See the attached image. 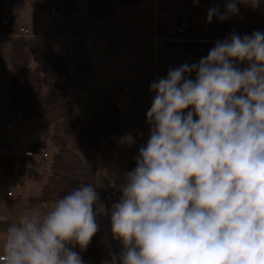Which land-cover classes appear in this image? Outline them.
<instances>
[{
  "label": "clouds",
  "instance_id": "clouds-1",
  "mask_svg": "<svg viewBox=\"0 0 264 264\" xmlns=\"http://www.w3.org/2000/svg\"><path fill=\"white\" fill-rule=\"evenodd\" d=\"M241 4L264 0H226L207 22ZM150 91L136 166L120 184L109 179L118 202L108 209L81 182L51 210L30 207L6 229L0 264H85L75 249H87L101 214L121 245L107 264H264V31L232 32Z\"/></svg>",
  "mask_w": 264,
  "mask_h": 264
},
{
  "label": "rangeland",
  "instance_id": "rangeland-1",
  "mask_svg": "<svg viewBox=\"0 0 264 264\" xmlns=\"http://www.w3.org/2000/svg\"><path fill=\"white\" fill-rule=\"evenodd\" d=\"M92 2H97L100 6L106 5L108 7L104 16L98 18V20L89 16L88 8L90 3ZM225 3L226 0H212L211 4L204 9L195 10L189 7L187 0H142L137 6H126L122 2H112L107 4L106 0H40V3L38 5L29 0H3L0 3V23L6 20H13L14 22L18 23L21 28H27L30 35L43 37L46 39L49 37L63 39L67 44V47H69L72 44V40L65 39V36L69 35L71 37L73 31L76 28L81 31L82 29L80 25L82 23H86L87 21H89L90 23L101 24L111 19L118 20L123 10L129 9V11L131 10V16H140L142 17V20L147 16L149 18H157L158 16V22H155L151 29L150 27H143V29L149 30V36L152 35V39L149 42L153 43L154 47L160 41V44L162 46H165L166 42L168 41H174V32H176V29L180 27V25L177 23L178 17L182 19L183 23H186L188 28L192 27L195 30L193 39L194 41L200 42L202 44L212 43V45L214 46L218 40L226 39L228 36L218 38L211 32L209 27L210 24L219 23L222 21L214 17L212 22L208 23L207 12L209 8L213 6H219L221 11H223ZM53 7L57 8V14L53 13ZM69 7H72L73 11L69 14H64V9H68ZM229 21L232 32H235L240 36L249 34L247 31V26L264 28V4H262L261 7L256 10H253L250 7H245L241 4L239 5V14L229 18ZM142 23L144 24V22ZM157 23L159 24L157 25ZM29 34L28 36H30ZM42 35H45V37ZM17 37L22 38V32H0V64L3 69H5L7 65L5 56H9V48L11 45L9 41L10 39L12 41V39ZM185 39V41L177 42L179 44H182L190 40L187 38ZM47 40L50 41L52 47L58 48L57 42H55L56 40ZM8 43L9 48L7 49ZM142 51L143 53L141 51H136L134 53V58L149 60V55L152 52L146 46H143ZM176 52H180V54L177 58L173 59V61L175 62L173 66L168 63V69L178 68L180 67V65L185 63L189 65L195 63L193 57L184 49H182V47L177 48L175 53ZM162 54H158V56H161L158 58H160V60L163 59L164 61L165 57H163ZM126 60L128 61L132 59H124L121 65L123 68H125L124 64ZM8 66L11 71L9 61ZM245 66L246 65H241V67ZM141 70V77L145 79L143 84H145L146 82L150 84L151 68L143 66ZM5 71L6 70H4V77ZM0 73L2 76L3 73ZM167 73L168 72L163 73V75H159L158 78L166 77ZM133 76L137 77V73H134ZM191 78L195 79V73L191 74ZM0 82H3L2 77L0 78ZM143 93L144 91L142 90H136L132 94L138 95ZM132 98L138 99L137 101H133L138 104V109L136 110L137 115L131 114L129 112L126 113L125 116V128L128 131L129 139H127L123 143H121L120 141V143L117 144L118 146L116 145L118 148H116V150L114 151L113 149L116 146L99 154L87 148H82L78 151L80 157L85 162L93 163L97 166V191L100 195L101 202H103L108 209L111 208L113 203L118 202L119 196L121 195L119 191H116L115 189L109 187V179L116 178L117 184L123 182L124 172L131 171L135 168V158L139 154V148L142 145L146 144L149 138V125L146 122L145 113L147 105L144 103V101L141 100L140 96H134ZM118 105L124 108V106H126L125 100L121 101V104ZM131 112L133 111L131 110ZM17 116L18 115H15L14 119L17 118ZM126 117L132 118L134 122H128V119ZM34 118L35 120L33 123L36 125V127H34V124L29 125V130L31 132L38 131L40 138L47 140V142L41 141L47 144V146L45 147L46 151L40 152V155H42L43 157H38V165L28 167V170L25 173L28 177L24 179V187H19V190L22 191V195L19 193L21 191H14L13 197L0 198V253H2L3 235L6 229L10 225L18 222L19 218L27 211V199L29 196L41 195L43 186L48 182V178L51 175V159L53 153L56 150L53 144H51L50 142L52 125L47 123L46 118L42 112L38 113V115H36V117ZM16 123L17 126L15 127V125H12L13 128H15V130H21V122L16 120ZM139 134H143V137H139ZM33 146L34 145H32L29 149H33ZM108 188L113 192L107 191ZM7 189L9 188L7 187ZM53 204L54 203H45L44 209L51 210ZM97 222L100 226V232L106 238L109 247L121 249L120 243L112 238L110 216L101 214L98 216Z\"/></svg>",
  "mask_w": 264,
  "mask_h": 264
},
{
  "label": "trees",
  "instance_id": "trees-1",
  "mask_svg": "<svg viewBox=\"0 0 264 264\" xmlns=\"http://www.w3.org/2000/svg\"><path fill=\"white\" fill-rule=\"evenodd\" d=\"M3 0H0V3ZM10 1V0H6ZM39 4L40 0H29ZM107 4L122 2L126 6H137L142 0H106ZM190 8L201 10L211 4L212 0H187ZM107 6L97 2L89 5V16L98 19L104 16ZM73 11L72 7L64 9V14ZM177 23H183L180 17ZM178 25V26H179ZM211 32L218 38L232 33L229 19L210 24ZM254 30L264 31V28L247 26L251 34ZM1 33L16 32L0 23ZM195 30L188 28L185 36L190 39L182 44L168 41L166 45L173 49L182 47L189 53L195 63L205 57L212 48V43L202 44L194 41ZM10 78L9 101L6 105L5 118L8 120L20 115L22 122L31 121L42 112L48 124L52 125L50 142L55 147L51 159V175L43 186L41 195L28 197L27 210L33 206L44 209L45 203H54L67 194L79 183L96 186L97 166L85 162L78 151L87 148L101 153L115 147L123 138L121 123V108L113 99L100 104L101 114H77L70 99L73 90V76L67 59L56 52L51 43L43 37L33 36L28 39L14 38L10 45ZM37 151L45 148V142L33 143ZM113 192L111 189H107ZM80 252L85 264H105L110 259L111 252H119V248H110L106 238L99 231L86 250Z\"/></svg>",
  "mask_w": 264,
  "mask_h": 264
},
{
  "label": "crops",
  "instance_id": "crops-1",
  "mask_svg": "<svg viewBox=\"0 0 264 264\" xmlns=\"http://www.w3.org/2000/svg\"><path fill=\"white\" fill-rule=\"evenodd\" d=\"M131 15V10L125 9L118 20L111 19V17V20L101 24L90 23L89 21L82 23L80 26L83 39L81 41V49L77 52L73 49V42L67 47L63 39H56L55 37L47 38L56 40L58 48H53L67 59L71 68L74 87L70 93V99L75 106L77 114L99 115V113L101 114V102L113 99L117 104H121V101L125 100L126 106L124 108L120 107L123 127L121 143L129 139L128 131L125 128L126 113L130 112L137 115L138 104L133 101H137L138 99H133L132 97L140 96L141 100L147 105L145 110V113H147L155 95V93L150 91L151 82L157 79L159 75L168 72V63L173 66L175 64L173 59L177 58L180 54V52L175 53L177 49L168 48L166 44L162 46L160 44L161 41L155 47L153 43L149 42L152 39V35L149 36V30L143 29V27H150L151 29L155 22H158V16L157 18H149L147 16L142 20L140 16ZM42 36L45 37V35ZM65 39L70 40V36H65ZM9 42L11 44V39ZM143 46L148 47L152 52L149 55V60L135 59L134 53L136 51L143 53ZM8 48L9 43L7 44ZM108 50H111L114 54L113 63L105 60ZM160 53H163L162 56L165 57L164 61L158 58L161 57L158 56ZM5 57L7 62L6 68L3 69L0 64V72L3 73L2 76L0 73V78H3V82H0V159L5 164L7 174L0 179V186L8 187L13 191H21L19 187H24V179L28 177L25 174L28 167L38 165L37 163H39L38 157H25L24 153L32 151L37 155L45 151V149L35 151L29 148L35 142H47V140L40 138L38 131L31 132L29 130V125L34 124L35 118L28 122H22L19 115L15 119L14 117L8 120L5 118L6 105L9 101L10 69L8 61L10 64V48L9 56ZM126 58H131L132 60H126L124 64L125 68H123L121 65ZM143 66L151 68L150 84L147 82L143 84L145 81L141 77ZM4 70H6L5 77ZM134 73H137V77L133 76ZM136 90H142L144 93L138 95L132 94ZM126 118L128 122H134L132 118ZM16 120L21 122V130L13 128L12 125L17 126ZM8 123H11L10 126ZM34 127H36L35 124ZM117 146L113 151L118 148ZM14 168L18 169L16 173L13 172ZM19 193L21 194L22 191Z\"/></svg>",
  "mask_w": 264,
  "mask_h": 264
},
{
  "label": "built area",
  "instance_id": "built-area-1",
  "mask_svg": "<svg viewBox=\"0 0 264 264\" xmlns=\"http://www.w3.org/2000/svg\"><path fill=\"white\" fill-rule=\"evenodd\" d=\"M56 7H53V13L56 14ZM3 24L5 26H8L9 28H17L18 31L22 32L23 37H28L29 31L28 29L24 28V27H15L13 25H11L10 21H3ZM188 27L186 25V23H182L180 25L179 28L176 29V32H174L175 34V38L174 40L176 41H185V33L187 31ZM30 35V34H29ZM72 39L75 41V49H79V42L81 41L82 37L81 34L78 30L74 31L73 35H72ZM106 61L108 62H113V53L111 51L108 52L107 56H106ZM139 137H143V134H139ZM25 157H32L34 156V154L31 151H26L24 153ZM17 170L14 169V172H16ZM7 173V170L4 166V162L2 159H0V177L5 176ZM14 196V192L12 190H8L5 189L3 187H0V198H10Z\"/></svg>",
  "mask_w": 264,
  "mask_h": 264
}]
</instances>
